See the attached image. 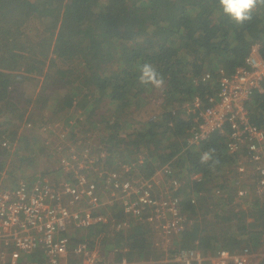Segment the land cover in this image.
Returning <instances> with one entry per match:
<instances>
[{
	"label": "trees",
	"instance_id": "obj_1",
	"mask_svg": "<svg viewBox=\"0 0 264 264\" xmlns=\"http://www.w3.org/2000/svg\"><path fill=\"white\" fill-rule=\"evenodd\" d=\"M91 2L101 5L100 12L86 22L82 16ZM256 44L264 57V7L255 9L250 21L238 25L222 12L217 0H106L105 4L102 0H0V101L18 116V120H23L26 113L32 117L34 109L20 105L26 95L25 84L30 79L36 80L37 76L31 75H42L46 82L42 88L43 97L37 101L41 107L35 113L37 116H47L56 109L62 115L68 112L86 115L87 119L77 118L76 126L83 134L94 129L98 135L82 136L83 143H98V139L97 147L107 145L113 158L118 156L138 162L144 156L143 168L147 173L156 163H167L175 154L184 152L178 156V163H187L185 167L190 177L193 172L203 174L200 180H191V196H182L188 217L200 208L201 199L202 206L210 205L213 200L219 207L216 217L226 224L235 222V230L230 234L245 233L248 214L254 219L252 225L257 227L254 232L261 236L264 235V201L254 192V185L250 199L245 202L250 201V208L241 206L237 210L229 207L234 200L232 191L227 192L225 185L216 181L234 161L227 153L224 135L214 133L207 141L182 150L192 124L182 116H187L185 104L199 92L206 96L214 90V81H200L199 77L206 72L217 76L222 68L232 72L244 64ZM67 58H89L101 67L99 70L84 69L81 65H77V70L61 68L57 60ZM145 62L151 63L164 77V98L154 101L158 105L161 103L163 112L145 119L140 117L133 123L122 122L127 110L133 109L134 115L153 99L148 91L154 87L138 82L139 67ZM109 64L111 67L107 68ZM56 93H61L57 106L48 108ZM68 103L72 109L64 112ZM252 103L253 109L256 108L251 112L252 118L264 121V92L257 93ZM127 125L132 129L129 132L124 130ZM9 134L3 131L0 152H14V158H18L22 150L16 149L17 128ZM20 137L24 136L20 134ZM25 137L29 139L33 135L28 133ZM2 138L8 139L9 148L2 146ZM170 139L177 142L173 151L167 150ZM44 141L49 144L47 137ZM210 148L216 150L214 158L219 160L215 167L199 162L200 155ZM34 150L31 147V154ZM31 154L23 153L24 159H28L27 167L34 159ZM130 229L125 238L129 239L127 244L131 250L144 252L150 249L149 244L154 246L156 233L152 229L142 224H133ZM223 229V234L228 233L230 226L224 225ZM100 232L96 231V235ZM174 240V249L167 251L161 246V239L158 243L162 248L161 256L167 252L170 259L180 247L195 245L203 255H214L222 248L233 251L243 247L238 234L231 235L218 246L221 242L218 235L208 234L206 227L197 220ZM166 264L174 263L168 261Z\"/></svg>",
	"mask_w": 264,
	"mask_h": 264
},
{
	"label": "built area",
	"instance_id": "obj_2",
	"mask_svg": "<svg viewBox=\"0 0 264 264\" xmlns=\"http://www.w3.org/2000/svg\"><path fill=\"white\" fill-rule=\"evenodd\" d=\"M199 80L214 81V90L206 96L199 92L185 104L187 116L183 118L192 124L182 150L207 141L214 133L223 134L228 155L238 163V182L251 178L254 192L264 201V121H255L250 110L255 95L264 92V57L259 44L232 72L222 68L217 76L206 72ZM24 125L31 128L35 124L28 119ZM42 131L50 137L58 130L46 124ZM70 137L69 132H61L62 139L71 141L56 168L60 176L37 174L35 179L24 177L13 185L0 180V264H71L70 257L82 264H97L102 250L92 251L89 240L78 233L98 229L127 237L133 224L152 229L162 237L165 250L174 249V239L186 231L190 221L182 202L183 181L173 159L154 162L155 168L147 173L144 156L138 162L113 158L107 147ZM1 144L10 147L7 138ZM202 177L201 172L191 175L192 180ZM248 193L239 188L236 195L245 199ZM168 261L264 264V251L246 245L203 255L195 245L180 247ZM116 264L131 263L123 258Z\"/></svg>",
	"mask_w": 264,
	"mask_h": 264
},
{
	"label": "rangeland",
	"instance_id": "obj_3",
	"mask_svg": "<svg viewBox=\"0 0 264 264\" xmlns=\"http://www.w3.org/2000/svg\"><path fill=\"white\" fill-rule=\"evenodd\" d=\"M101 3V2H100ZM99 3V4H100ZM102 3L105 4L106 0H102ZM98 3L91 2L85 7V10L83 12L84 20L86 22H89L93 20L95 17L98 16V13L100 12V7L101 5H97ZM78 23V22H77ZM22 39V36H20ZM143 39V38H142ZM58 65L61 68H70L73 70H77L79 66H83L84 69H90V70H99L101 66L97 65L96 61H92L89 58H67L64 60H57ZM111 67V65H107V68ZM53 72L56 73L55 69H53ZM37 76L36 80H31L27 84H25V96L22 100V103L20 107H24L25 105H28V110L34 109L35 113L39 110L40 105L37 103V101H40L43 97V92L42 88H44L45 80L42 75H31ZM73 76L72 78H74ZM139 82V81H138ZM144 93V92H142ZM61 93H56L51 97V103H49L48 108H54L57 106V101ZM149 97H153V99L144 104V107H142L139 111H136L133 115V109L127 110L125 116L122 117V122L125 120H128V122H132L134 120L139 119L140 117L142 119L147 118L148 116H152L155 113L158 112H163V108H161V103L156 104L154 101L156 98L162 99L164 98L163 96V91L162 88H153L148 91ZM69 96V95H68ZM68 102V101H66ZM7 105L3 104L2 101H0V138L3 135V131L8 132V135L10 136V132L14 131L17 128L18 134L16 135L15 142H17V147L16 149L20 148L22 150L20 157L17 158V156L14 158V152L10 154H4L3 152H0V180L3 181L5 184H11L17 182L19 179H23L24 177L28 176H33V178H37V174H47L50 177H58L60 176L61 172H57L56 168L59 164L60 158L65 155V145L66 143H70L71 139L64 140L61 138V132L64 130L66 132H69V134L72 135V140H77L82 141V136L86 134H94L96 133L97 130L90 129L88 132L83 134V131H80V127H77L78 120L77 118H86V115H81L80 113H70L68 112L66 115H62L59 113L58 109L53 110L52 112H49L47 116H37L35 113L33 114L32 117H29L28 114L26 113L24 115L23 120H18V116L11 111L8 110L6 107ZM68 108L64 109V112H66L69 109H72V105L70 103L67 104ZM70 107V108H69ZM251 107V112L254 113L255 109H253V103L250 105ZM2 112V114H1ZM80 112V110H79ZM122 114H124L122 111H120ZM183 112H181L182 114ZM57 114V116H55ZM80 114V115H79ZM136 115V116H135ZM127 116V117H126ZM132 116L133 118H130ZM184 116V114H182ZM186 117V116H184ZM26 118V119H25ZM30 119L31 122H33L35 125L34 127L28 128L25 127L24 121ZM10 119V120H9ZM69 119V120H68ZM76 122V124H73ZM135 122V121H134ZM46 124H51L53 128H56L58 131L57 132H52V136H46V134L42 131V128ZM93 126H91L92 128ZM27 129H29L27 131ZM60 130V131H59ZM125 131H131V127L129 125L126 126L124 129ZM160 130V129H159ZM10 131V132H9ZM28 133L30 135H33L32 138L25 137L26 135L28 136ZM22 134L24 137H19V135ZM97 134V133H96ZM98 135V134H97ZM96 136V135H95ZM47 137L49 139V144H46L44 141V138ZM85 137V136H84ZM98 137V136H97ZM27 138V140H26ZM98 143L99 140L97 139ZM98 143H93L95 146L98 145ZM32 149H35L34 152L31 154V147ZM167 148L168 151H173L177 147V142L174 139H170L167 142ZM107 147V145H106ZM14 151V148H13ZM166 152V151H164ZM23 153L28 156V154L33 155L32 157L33 162L30 163L31 165H28L27 167L25 164L27 163L28 159H24ZM184 152L178 153L177 155L175 154L173 157L172 162L176 164L177 171L179 175L182 178L183 181V186L181 194L183 196H191V190H192V183H191V177L189 175V172L186 170V165L185 162L178 163V156L180 157V154H183ZM165 154V153H164ZM26 156V157H27ZM166 156V154L164 155ZM118 157V156H116ZM237 160L234 158V161H232L231 164H228V166L225 167L223 172L221 173V176H218L219 178L216 179L217 183L222 184L224 186V189L227 188V192L231 193L234 196V200L231 202V205L229 207H235V209L241 208V206L245 209L250 208L249 202H246V199H250L249 194L250 190L252 189L251 186V178H246V179H241V182L239 181V174L237 173ZM36 174V175H35ZM189 175V177H188ZM222 186V187H223ZM213 187V186H212ZM212 187H210L212 189ZM215 187V185H214ZM239 188H245L249 191L248 196L245 197V199H241L236 195V192ZM214 190V189H213ZM226 192V193H227ZM225 193V194H226ZM210 195V194H209ZM218 195V194H217ZM205 199V197H204ZM203 199V200H204ZM208 199V198H207ZM211 199V198H210ZM210 205L207 206H202V199L199 202V207L196 209V211L192 212L191 217L189 218L190 223H192L194 220H197L202 223L203 226L206 227L207 233L210 235H218L219 240L221 241L218 246H221L224 241L229 240L231 235H239V238L242 239V244L241 246H246V245H254L258 244L257 248L259 250L264 251V235H259L255 233L254 231L257 230V227L255 225H252L254 222V219L251 218V216H248L247 214V219H246V225H248V228L245 230V233L243 232H238V233H233L230 234L231 231L235 230V222L228 223L226 224L222 218L216 217V210H219V207L217 206L216 202L211 200ZM243 203V204H242ZM209 207V209H208ZM222 208V207H220ZM246 211V210H245ZM249 211V210H248ZM250 224V225H249ZM224 225H229L230 226V231L228 233L223 234V228ZM92 231H84V232H79L78 234L80 236H83L85 238L91 239V235L95 236L94 234L91 233ZM111 234V233H110ZM227 235V236H226ZM124 236L119 235V234H114L109 236L108 238L113 241L114 243H118L114 246L119 247L120 249L115 250V253L113 257V261L121 260V258L125 255L126 253L129 252V255H131V258H136L137 255L143 256L147 251L144 252H135L130 249L129 245L125 241ZM235 237V236H233ZM162 237L160 234L156 233L154 237V246L159 247L158 243L161 241ZM163 240V239H162ZM234 238H231V241H233ZM95 241V240H93ZM101 241H104V238H102ZM99 243V242H98ZM100 244V243H99ZM129 247V248H128ZM125 248V249H124ZM128 250V251H127ZM150 250V249H149ZM157 251H161V249H157ZM158 252V253H159ZM150 256V255H149ZM130 258V257H129ZM75 259L73 257H70L69 262L74 261Z\"/></svg>",
	"mask_w": 264,
	"mask_h": 264
},
{
	"label": "clouds",
	"instance_id": "obj_4",
	"mask_svg": "<svg viewBox=\"0 0 264 264\" xmlns=\"http://www.w3.org/2000/svg\"><path fill=\"white\" fill-rule=\"evenodd\" d=\"M222 12L238 25L253 18V12L258 7H264V0H217ZM138 81L141 85H151L157 89L164 85V77L149 62H145L139 67ZM215 149L210 148L204 151L199 162L202 165L215 167L219 160L214 158Z\"/></svg>",
	"mask_w": 264,
	"mask_h": 264
},
{
	"label": "crops",
	"instance_id": "obj_5",
	"mask_svg": "<svg viewBox=\"0 0 264 264\" xmlns=\"http://www.w3.org/2000/svg\"><path fill=\"white\" fill-rule=\"evenodd\" d=\"M92 231L91 233L94 234L95 236H97L96 238L94 236H90L92 237L89 240L90 243V248L92 249V251H96L99 250L101 251L100 253H98V258H97V264H116L117 262H120L121 260H117V261H113V259L111 258V256L113 257L115 250L120 249V246L118 248H116L117 246H114L118 243H114L113 241H111L108 237L111 236L112 234L107 233V232H100L98 235H96V230ZM86 231V230H85ZM88 232L91 230H87ZM130 232H128V236H129ZM102 238H104V241H101ZM125 238V237H123ZM95 240V241H93ZM125 241L128 242L129 239L125 238ZM100 244H99V243ZM150 246V244H149ZM148 248H150V250H147V252L141 256V255H137L136 258H131V255H129V252H127L123 258H127V260L131 263V264H166L168 257H167V252L161 256L160 252L157 251V249H162V248H157L155 246H150ZM129 248V247H128ZM125 249V248H124ZM128 251V250H127ZM159 252V253H158ZM150 255V256H149ZM130 257V258H129ZM121 258V259H123ZM71 264H82V261L80 260H74L70 262Z\"/></svg>",
	"mask_w": 264,
	"mask_h": 264
}]
</instances>
